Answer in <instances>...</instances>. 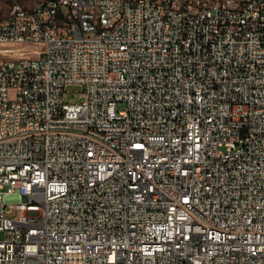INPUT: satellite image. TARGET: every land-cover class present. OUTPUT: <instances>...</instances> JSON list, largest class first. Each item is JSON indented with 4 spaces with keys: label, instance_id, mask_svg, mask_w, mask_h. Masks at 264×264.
<instances>
[{
    "label": "built area",
    "instance_id": "built-area-1",
    "mask_svg": "<svg viewBox=\"0 0 264 264\" xmlns=\"http://www.w3.org/2000/svg\"><path fill=\"white\" fill-rule=\"evenodd\" d=\"M249 1L17 3L0 29V264H264Z\"/></svg>",
    "mask_w": 264,
    "mask_h": 264
},
{
    "label": "bare ground",
    "instance_id": "bare-ground-1",
    "mask_svg": "<svg viewBox=\"0 0 264 264\" xmlns=\"http://www.w3.org/2000/svg\"><path fill=\"white\" fill-rule=\"evenodd\" d=\"M219 1L221 7L225 9L238 8V13H248L252 9V1L249 0H213ZM17 5V4H16ZM13 8L11 15L8 18L0 17V29L11 26L15 22V10ZM39 7H46V13H54V6H46V0H39L30 8L24 9H38ZM179 12H193V17H200L202 14V6H195L193 1H182L179 4ZM105 28H112V21H105Z\"/></svg>",
    "mask_w": 264,
    "mask_h": 264
},
{
    "label": "rangeland",
    "instance_id": "rangeland-1",
    "mask_svg": "<svg viewBox=\"0 0 264 264\" xmlns=\"http://www.w3.org/2000/svg\"><path fill=\"white\" fill-rule=\"evenodd\" d=\"M38 1L39 0H0V17L3 19L8 18L11 15L14 6L17 3L24 6L25 8H30L34 4H36ZM71 89L78 93L81 88L79 85H75V86H72ZM66 100L67 101L73 100L75 102H79L81 101V97L79 95H75L74 92H70L67 94ZM15 213H16V210H14L12 214H15Z\"/></svg>",
    "mask_w": 264,
    "mask_h": 264
}]
</instances>
